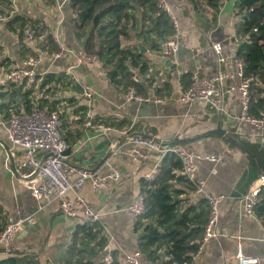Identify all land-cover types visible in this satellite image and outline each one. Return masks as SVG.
Instances as JSON below:
<instances>
[{
  "label": "crops",
  "instance_id": "obj_1",
  "mask_svg": "<svg viewBox=\"0 0 264 264\" xmlns=\"http://www.w3.org/2000/svg\"><path fill=\"white\" fill-rule=\"evenodd\" d=\"M61 1L12 0V12L42 20L52 31L60 48L73 52L57 59L42 57L36 71L40 78L47 73L63 72L73 82H78L82 89L81 92L62 90L55 93L61 100L57 109L62 110V134L72 142L65 162L73 170L86 167L104 171L108 164H113L121 172L119 180L109 181L105 187L94 189L86 182L77 191L101 215L100 223L107 243L115 253L116 262L121 264L123 253L138 250L136 217L127 210V206L140 195L143 175L159 170L161 163L156 167L158 157L154 151H148L143 159H133L129 137L137 134L150 136L163 145L182 143L195 151L221 152L225 155V164L209 161L198 163L197 176L205 180L208 193L222 194L224 199L219 204L220 216L215 227L217 235L203 241L194 257V264H236L238 251L256 258L258 264H264V227L254 212L249 214L243 211V197L257 185L261 172L249 161L244 150L228 141L234 135L264 147V129L257 130L239 119L241 108L236 92L225 94L224 110L220 113L202 103H183L179 99L183 85L189 83V79L183 78L185 74L214 71L216 55L212 44L215 42L221 43L226 57L223 68L229 77L225 85L238 82L235 58L238 39L234 32L239 19L233 14L236 0H220L216 25L206 32L201 24L196 23L191 12L185 13L183 0H167V12L176 21L175 28L180 36L177 52L169 57L175 64L174 69L162 63V54L151 53L141 41L134 39V33H130L129 40H122V45L130 47H136L135 42H140L146 49L142 54H145L144 59L149 66L147 73H150L149 76L157 73L153 84L146 89V96L150 100L139 103L126 101L125 92L111 82L98 60L90 64L76 62L74 53L83 50V41L74 38L70 26L74 14L68 2L59 8ZM27 41L34 48V41ZM0 46V60L8 59L0 65V73L23 66L24 57L20 56L18 37L6 28L5 22L0 23ZM133 72L135 79L141 83L148 77L138 69ZM164 81H168L169 90L156 97L155 89ZM15 88L0 85V94L10 93ZM84 91L91 92V100L84 96ZM66 97L75 101L69 105L62 100ZM2 102L0 98V104ZM80 105L86 107L85 115H92L93 118L117 119L116 122L125 119L131 124L122 128L110 126L107 131L85 126V118H80V114L74 112ZM98 123L101 124L95 122ZM129 127L130 133L123 135L121 130ZM6 148V135L0 125V203L8 218L29 214H33V218L25 223L10 247L0 251V257L6 256L10 250L27 251L37 254L39 264H63L62 257L81 220L65 217L56 209V204L38 210L36 201L26 188L25 179L11 174L5 160ZM71 177L76 179V174L72 173ZM175 187L183 191L180 197L187 198L189 202L194 203L200 198L182 184ZM73 195L74 192L70 193V196ZM24 230L27 233L20 237ZM140 261L141 264H148L142 254Z\"/></svg>",
  "mask_w": 264,
  "mask_h": 264
},
{
  "label": "trees",
  "instance_id": "obj_2",
  "mask_svg": "<svg viewBox=\"0 0 264 264\" xmlns=\"http://www.w3.org/2000/svg\"><path fill=\"white\" fill-rule=\"evenodd\" d=\"M183 3L185 13L191 12L204 32L215 27L220 0H183ZM68 4L74 14L70 20L71 30L77 41H83V51L96 55L117 88L126 92L134 87L138 94L147 97L146 89L153 84L157 73L149 76L145 54L140 53L135 46L122 45V40H129L130 33H134V39L141 41L151 53L161 55L163 44L160 41L165 43L175 33L174 21L167 10L158 7L157 0H69ZM12 5V0H0V14L9 16L5 26L18 37L21 57L26 59L36 56V49L48 52L60 50L52 31L42 20L22 13H11ZM233 14L239 19L234 32L238 39L235 58L241 63L242 78L249 82L248 112L260 116L264 112V0H236ZM27 31L32 33L30 40L34 41V48L27 41ZM1 53L0 46V56ZM3 61L0 60V65ZM134 69H138L142 75H148L143 83L135 79ZM183 78L189 79L190 83V73ZM37 80L38 84L31 87L27 86L26 80L7 84L8 88H16L10 93L0 94L3 99L0 104L3 119L21 110L29 111L35 104H48L51 110H56L61 101L55 94L57 91L82 90L78 82H73L63 72L47 73L43 78L37 75ZM189 83L184 84L183 88ZM168 90L169 83L164 81L155 89V96H161ZM62 100L69 105L75 101L71 97ZM86 110L80 105L74 112L80 114V118H85ZM116 120L95 117L92 122L119 128L131 124L125 119ZM61 129V136L71 145L72 142L66 139ZM228 141L244 150L249 161L264 175L263 146L238 139L234 135ZM180 167L179 159L168 153L162 158L154 179L142 178L140 181L139 194L143 197L145 210L136 217L135 230L139 231L138 251L148 263L194 264V257L202 246L209 207L203 198L193 203L180 197L183 191L177 189L176 184L184 185L189 191L194 190L188 179L178 173ZM253 212L264 227V189L257 195ZM7 219L0 203V232L5 228ZM107 241L100 222L81 219L62 257V263L102 264L99 261L100 252ZM112 255V264H118L114 251ZM0 264H39V261L36 253L10 250L6 256L0 257Z\"/></svg>",
  "mask_w": 264,
  "mask_h": 264
},
{
  "label": "built area",
  "instance_id": "obj_3",
  "mask_svg": "<svg viewBox=\"0 0 264 264\" xmlns=\"http://www.w3.org/2000/svg\"><path fill=\"white\" fill-rule=\"evenodd\" d=\"M68 1L62 0L58 7L60 8ZM157 5L162 9H168L167 0H157ZM8 18L9 16L0 14V23L5 22ZM173 21L176 27V21ZM26 36L31 39L32 33L27 31ZM179 41L180 36L175 28V33L164 43L162 56L169 58L175 55L179 48ZM212 49L216 55L214 71L211 73L192 71L189 85L181 89L180 101L189 104L202 103L208 109L220 113L224 110L225 94L236 92L241 108L239 119L249 123L257 130H263L264 112L260 116H253L248 112L249 82L242 78L241 63L237 61L238 82L227 86L225 81L229 74L223 68L226 60L223 47L220 42H215L212 44ZM71 53H73L71 49L64 48L51 52L39 50L36 56L24 59L22 67L1 72L0 85L10 82L21 83L23 80H26L28 87L37 85L38 72L36 67L41 62L42 57L57 59ZM74 55L78 64H90L97 61L95 54L83 50L74 53ZM83 93L87 99L91 100V92L84 91ZM125 99L126 101L134 100L138 103L150 100L149 97L138 94L134 87H130L125 92ZM61 111L59 109L51 110L48 104L42 106L35 104L29 111L21 110L11 114L7 119H3V115L0 114V125L4 128L7 141L6 164L12 175L25 179L26 188L29 189L32 198L36 201L38 210L56 204V209L65 217L100 222L101 215L99 212L77 191L86 182H89L94 189L105 187L109 181L119 180L121 172L113 164H108L104 171L86 167L73 170L65 162L66 155L64 152L71 147L59 131L62 125ZM92 118V115H86L84 125L95 126L104 131L110 128L104 124H94ZM130 127L124 128L121 133L128 135ZM129 139L132 144L131 156L135 160L145 158L148 151L156 152L158 157L156 167L159 166L162 157L168 153L174 154L179 159L181 167L178 173L188 179L193 185L194 194L203 198L209 207L202 241L215 237L217 235L215 227L220 216L219 204L224 199V195L208 193L205 188V180L197 176V168L200 161L225 164V155L221 152L195 151L181 143L163 145L152 137L137 134H132ZM36 170L35 176L29 178ZM157 172L158 170L148 172L143 175V178L152 180ZM72 173L76 174L74 180L71 177ZM261 189H264V175L262 174L258 178L257 185L243 197V211L245 213H253V207ZM72 192L74 195L70 196ZM127 210L135 217L143 214L145 210L143 197L138 195L127 206ZM32 218L33 214L7 219L5 228L0 232V251L10 247L18 232L25 223L31 222ZM140 257L141 253L138 250L125 252L122 254L121 264H141ZM99 261L102 264L113 263L112 250L108 243L103 246ZM148 264H158V262ZM236 264H258V261L256 258L245 256L241 251H238Z\"/></svg>",
  "mask_w": 264,
  "mask_h": 264
},
{
  "label": "water",
  "instance_id": "obj_4",
  "mask_svg": "<svg viewBox=\"0 0 264 264\" xmlns=\"http://www.w3.org/2000/svg\"><path fill=\"white\" fill-rule=\"evenodd\" d=\"M160 44H163V42L160 41ZM135 45H136V47L139 49L140 53H145L146 49H145V47H144L140 42L136 41V42H135ZM162 63H164L166 66L171 67V68H173V69L175 68V64L172 63L171 60H170L169 58H165V57L162 58ZM215 131L220 132V133L222 132V131H220V130H215ZM148 137H150V136H148ZM70 151H71V149L68 148V149L64 152V154L67 155V154L70 153ZM43 160H44V159H43ZM43 160H42V162H43ZM94 169H96V168H94ZM36 173H37V170H36V171L31 175V177H29V178L34 177ZM26 233H27V231L24 230L23 233L20 235V237H21L22 235H25Z\"/></svg>",
  "mask_w": 264,
  "mask_h": 264
}]
</instances>
